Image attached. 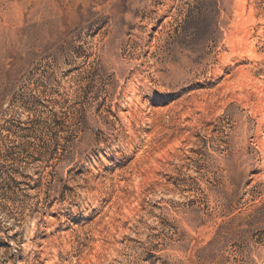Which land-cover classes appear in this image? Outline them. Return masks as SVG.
Returning <instances> with one entry per match:
<instances>
[{"label":"rangeland","instance_id":"rangeland-1","mask_svg":"<svg viewBox=\"0 0 264 264\" xmlns=\"http://www.w3.org/2000/svg\"><path fill=\"white\" fill-rule=\"evenodd\" d=\"M0 264H264V0H0Z\"/></svg>","mask_w":264,"mask_h":264}]
</instances>
